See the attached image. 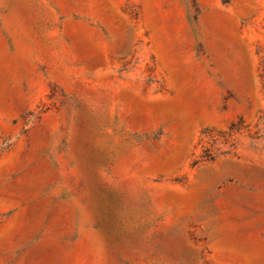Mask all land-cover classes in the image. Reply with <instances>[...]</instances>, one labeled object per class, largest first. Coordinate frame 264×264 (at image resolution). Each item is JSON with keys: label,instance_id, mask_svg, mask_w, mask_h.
<instances>
[{"label": "rangeland", "instance_id": "1", "mask_svg": "<svg viewBox=\"0 0 264 264\" xmlns=\"http://www.w3.org/2000/svg\"><path fill=\"white\" fill-rule=\"evenodd\" d=\"M0 264H264V0H0Z\"/></svg>", "mask_w": 264, "mask_h": 264}]
</instances>
